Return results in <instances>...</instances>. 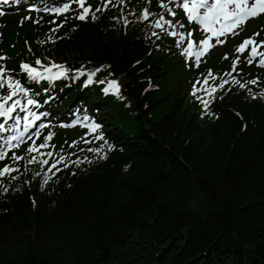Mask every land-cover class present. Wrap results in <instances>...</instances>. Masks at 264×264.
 <instances>
[{
	"label": "trees",
	"instance_id": "16d2710c",
	"mask_svg": "<svg viewBox=\"0 0 264 264\" xmlns=\"http://www.w3.org/2000/svg\"><path fill=\"white\" fill-rule=\"evenodd\" d=\"M97 16L48 43L23 31L32 57L103 66L122 84L124 99L98 84L81 94L115 148L85 149L47 185L23 169L0 180V264H264V100L221 93L204 115L170 89L183 72L140 22Z\"/></svg>",
	"mask_w": 264,
	"mask_h": 264
},
{
	"label": "snow or ice",
	"instance_id": "6c2138e0",
	"mask_svg": "<svg viewBox=\"0 0 264 264\" xmlns=\"http://www.w3.org/2000/svg\"><path fill=\"white\" fill-rule=\"evenodd\" d=\"M126 0H119V4H124ZM172 0H168V3H165L164 0H160L159 7H161L165 13L171 14V16L175 17L177 12L169 7V4ZM4 3H7V0H4ZM73 3L80 9L76 15V19L80 21H85L89 17L95 21L98 19L97 13L101 11H106L109 4L112 3V0H101V5L95 10L92 9V6L88 4L86 6V0H73ZM116 6V5H113ZM177 7L182 9L187 14V20L189 22H196L198 25L202 26L206 33H210L211 35L207 38H202L198 42H194L193 39H186V37H192V32H181L179 33V40L176 41L177 44L180 41H185L187 43V47L183 49V54L187 57H194L197 62V67H199V63L201 62V58L209 52V50L214 47V44L210 43L213 38H215V44L223 45L226 43L225 39H221V37H225L229 33H234V30L242 25H244L250 18L258 17L261 14H264V0H182L181 3L177 4ZM70 8L68 3H64L62 6L54 7L51 9H46L47 11H51L56 13L58 16L66 13ZM3 12H0V15H3ZM152 15L150 11L145 8L142 11V14L138 19L140 20H148L149 16ZM158 18L154 21V27L159 29L161 32H164L165 35H171L172 37H176L177 33L175 31H167L165 29V24L172 25L174 21L166 20L165 15L157 14ZM31 19V17H28ZM113 19H116L113 17ZM39 22V21H37ZM163 22V23H162ZM54 23V21L52 22ZM125 23H129L125 20ZM175 23H179L180 27H185L182 22L176 21ZM60 27H63V24L58 25L56 28H53L51 31L56 32ZM152 35L157 36L158 33L153 32ZM259 35V33H254V36ZM54 42V41H53ZM27 43V42H26ZM198 43V47L194 50V44ZM30 47V46H29ZM235 52L239 53L233 60V70H235L236 66L240 63V58L245 53H247V63L252 64L253 60L259 57V65L264 67V41H257L253 37H249L244 39L236 48ZM6 57H0V61H3ZM224 59H228V53H225ZM35 66L30 65L27 62H21L19 65V73L14 74V70H8L6 66L0 64V118H4L5 121L11 119L13 121L11 128H9L6 123H0V132H9L15 129H19L21 122H23V130L16 131L14 135H8L3 140V145L0 146V161H4L9 158V152L11 151V159L15 163L16 161H21L25 159L20 155H17L14 149H19L21 144L24 142L25 133L28 132L29 128L36 124V122L40 119V116L43 113L38 114L37 112L32 110V106L39 107L40 101L35 97V93L31 85H41L42 82L47 81L49 84L56 81L57 79H63L68 77V74L74 73L73 76L69 77L70 79L77 80L81 76H86L83 81L85 86L91 85L94 82L104 85L101 91L105 94L115 95L118 99H124L121 94L120 86L117 80L105 78L99 81H95L94 77L98 72L102 70L101 68H95L92 70H87L84 68L72 69L66 66L63 63H56L54 61H50L48 65H45L40 58H37L34 62ZM36 66H39L36 67ZM55 70V71H54ZM225 76H230L231 73H225ZM22 78H26V82H22ZM216 80L217 78L213 76L211 70H209L208 74L203 77V87L202 89H197L196 85H193V95L196 94L197 91L203 90L205 94L209 96V100L212 99V94L216 93L218 90H222L225 88V85L229 84V80L225 78H219V82L209 85V79ZM197 83H200L197 81ZM231 83L239 85L241 89L245 88L246 85L241 83L240 80L235 77L232 78ZM248 84L255 85L258 83L257 79H253L247 82ZM43 91H47L46 88ZM249 95L251 98L256 99L258 97L264 98V92L254 93L252 89H248ZM201 99L200 97H197ZM222 98V97H221ZM209 100H202V103L205 108H208ZM19 109L21 112H26V115L17 116L14 115ZM239 115V113H237ZM81 126L87 129L86 136L91 134L94 140L101 141V145L93 148H87L88 152L100 154L101 150L104 146L107 147V150L110 152L114 150L115 145L110 143L102 129L103 124L97 122L94 118L85 114L82 117H77L71 123L61 125V127H75ZM48 127L46 124H39L37 126V130H35L28 139L32 141V143L28 146L26 151L28 153H39L41 156L53 157L55 153L53 151H48L46 153L40 152L41 149L45 148H55L54 144L50 142L53 140L55 136L54 131H49L47 135H43V142L37 144L36 140H33L32 137H36L37 139L41 138L42 132L41 130ZM84 143L88 144L90 141L81 137ZM79 141H72L70 148L75 147ZM83 151V150H82ZM72 155H75L74 153ZM100 159H107V153L100 155ZM69 157L64 155L61 151V154L57 156V158L50 163V160L45 158L41 159L39 163L43 165H49L47 170L44 172L42 177V184L47 185L49 181L52 179V175L49 173L53 172V169L59 171L60 169L57 167L58 164H63L64 167L68 166ZM84 160L88 163L92 161L88 160L87 157H84ZM37 161L36 156H29L27 158L28 164H32ZM71 163L75 166H79L81 160L79 157H76L75 160H72ZM19 169L13 167L11 164H5L2 168H0V180L5 178L16 179L15 176L12 175L13 172L18 171ZM54 174V173H53ZM37 176H40V173H36ZM9 189L4 188L3 191L7 192Z\"/></svg>",
	"mask_w": 264,
	"mask_h": 264
},
{
	"label": "rangeland",
	"instance_id": "374dc122",
	"mask_svg": "<svg viewBox=\"0 0 264 264\" xmlns=\"http://www.w3.org/2000/svg\"><path fill=\"white\" fill-rule=\"evenodd\" d=\"M163 113H159V112H154L152 114V120H157L162 116Z\"/></svg>",
	"mask_w": 264,
	"mask_h": 264
}]
</instances>
